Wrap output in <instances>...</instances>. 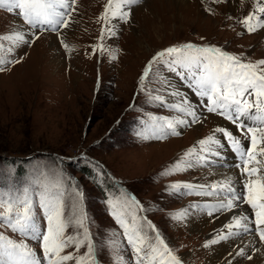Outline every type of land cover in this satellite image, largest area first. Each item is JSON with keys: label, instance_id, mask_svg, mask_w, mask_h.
Here are the masks:
<instances>
[{"label": "rangeland", "instance_id": "obj_1", "mask_svg": "<svg viewBox=\"0 0 264 264\" xmlns=\"http://www.w3.org/2000/svg\"><path fill=\"white\" fill-rule=\"evenodd\" d=\"M187 1L142 0L131 5L127 22L110 21L115 34L109 36L105 28L101 39L105 25L101 16L108 0H75L74 23L68 28L72 30L62 35L68 49L51 31H42L29 45L0 39V60L6 62L5 70L0 71V196L14 197L37 179L54 181L60 175L77 185L83 199L76 210L87 214L96 248L95 264H135V254L111 215L110 199L127 200L145 236L155 241L150 222L182 264L209 262L206 255L211 254L209 239L214 229L209 226L214 220L210 219L200 234H194L198 229L193 231V226L188 228L191 220L203 222L197 214L205 211L191 205H202L206 197L177 195L168 186L205 181L204 172L212 170L209 165L178 172L172 171L173 166L178 162L183 168L185 154L199 152V140L217 135L215 128L225 122L206 113L202 123L178 128L182 135L149 140L148 135H156L154 125L148 131L144 121H158L156 116L171 109L150 97L164 92L160 81L166 80L169 90L181 89L168 79L176 78L179 70L174 74L154 64L151 83L145 81L143 92L139 78L159 51L188 43L219 47L245 62H258L264 59V29L247 33L239 23L253 11L256 0ZM20 22L15 12L0 9V37L14 34L13 28ZM168 100L171 102L170 96ZM167 116L177 115L173 111ZM198 126L206 129L193 132ZM222 159L227 165V157ZM74 191L68 188L69 206L78 199ZM181 210L192 216L178 222L174 217ZM76 231L74 226L67 230ZM0 233L17 241L23 239L6 226H0ZM25 242L41 255L37 241ZM86 251V247L81 248L77 255Z\"/></svg>", "mask_w": 264, "mask_h": 264}, {"label": "snow or ice", "instance_id": "obj_2", "mask_svg": "<svg viewBox=\"0 0 264 264\" xmlns=\"http://www.w3.org/2000/svg\"><path fill=\"white\" fill-rule=\"evenodd\" d=\"M138 2L139 0H108L101 16L105 21L101 29V39L104 38L105 28L109 36L114 35L115 29L109 26V22L112 20L127 22L131 9L124 11V7ZM215 2L227 3L228 0ZM74 3L75 0H71V3L69 0H0V9H6L9 13L15 12L29 31L35 30L31 36L25 31L18 30L0 39L12 41L14 45H29L39 39L42 31H51L57 34L60 45L68 49L69 45L65 43L60 33L74 23L72 19ZM113 6L114 11L109 16L108 11ZM58 8L65 11H59ZM229 18L231 19V16ZM239 23L244 26L247 33L264 29V0H256L253 11ZM99 47L102 48L103 45ZM92 52L93 55L96 54V47H93ZM112 59H115V56ZM15 62L19 63V60ZM5 63L0 60V71L5 70L3 66ZM154 64L159 67L166 66L173 72L177 70V66L188 70L191 74L184 78L189 79L195 87L194 95L206 98V111L223 117L240 133L236 136L223 126L216 127L214 132L220 134L219 137L209 135L206 139H200V153L193 157L190 150L185 154L184 167L181 168V164L177 162L172 171L188 170L197 165L201 167L210 165L213 158L219 160L222 156L219 149L225 146L222 143L224 140L230 149L239 155L241 163L236 167L241 169V175L247 181L242 184L243 191H238L235 182L228 177H222L209 184L178 182L169 185L168 188L177 195L215 198L216 203L191 205L192 209L207 210L209 216L231 213L240 204L250 206L251 215L236 213L230 217V222L224 225L227 234L222 235L220 239H228L241 231H253L259 240L264 242V159H258L264 157V59L258 62H245L242 57L229 54L219 47H199L192 43L182 47H168L159 51L143 69L139 78L141 92L145 91L146 80L151 83L149 78L154 72ZM159 83L164 92L151 96L150 99L161 107L183 113L187 118L174 122L169 117H157L156 120L161 121L154 125L157 139L166 138L169 130L170 134L181 135L177 126L203 122L201 114L196 108L191 107L192 102L186 97H180L176 103L168 100V96L179 97V90H169L166 80ZM242 139L249 140L250 146H243ZM252 162L258 167H250ZM68 188H73L75 190L73 195L78 198L71 206L66 199ZM82 199L83 194L79 187L70 180L66 182L62 175L54 181H48L47 178L37 179L31 188H23L14 197L4 199L0 196V208L3 209L0 211V226H6L12 233L23 238L17 241L0 233V264H68V262L95 264L96 248L87 223V214L76 210ZM132 201L136 208L142 211L139 202L134 198ZM107 204L111 209V215L123 230V237L135 254V264H182L181 259L174 254L150 222L149 227L155 233V241L145 236L142 225L137 221L136 214L128 207L127 200L122 203L110 199L107 200ZM187 217V211L181 210L174 219L182 222ZM249 221L254 228H250ZM73 226L77 231L68 233L67 230ZM28 239L37 241L41 255L25 242ZM211 243L215 244L217 241L212 240ZM85 247L87 251L77 255L80 249ZM68 248H72L73 251H66ZM237 254L245 255L244 249L239 248ZM247 259L251 260L252 256L248 255Z\"/></svg>", "mask_w": 264, "mask_h": 264}, {"label": "bare ground", "instance_id": "obj_3", "mask_svg": "<svg viewBox=\"0 0 264 264\" xmlns=\"http://www.w3.org/2000/svg\"><path fill=\"white\" fill-rule=\"evenodd\" d=\"M180 1L188 2L187 0H180ZM205 1H208V0H205ZM209 1L214 2L215 0H209ZM231 2H232V0H231ZM145 7H146V5H145ZM125 8L126 7H124V9ZM58 10L62 11V12L65 11V9H63V8H60V9L58 8ZM114 21L115 20H112L111 22H114ZM13 30H14V32H16L18 30H22V31L27 32V34L29 35L34 29L29 31L26 28V26L20 22L17 25H15ZM71 30L72 29H63L60 33L61 37L63 34L68 35V33H70ZM49 44L52 47H55V45H54L55 43L53 41L52 42L50 41ZM52 51H54V50H52ZM179 90H180L179 91L180 96L179 97L170 96L171 102L176 103L180 100V97H186L189 101L192 102L191 107L196 108L198 110V112L200 113V109L196 105L195 98L192 95H190L184 88H181ZM181 118L186 119L187 117H185L184 115H182V116L177 115L175 117L173 116L171 119H173L175 122L176 120L181 119ZM223 125L224 124L222 123L219 126H223ZM180 127L181 126H177V128H180ZM203 129H206V128L203 126H198V128H196V130L193 129L194 130L193 132H195V133L197 131L201 132ZM218 136H219V134H218ZM223 144L225 146L223 148L219 149V151L222 153L221 157H227V166H228V168L230 167V169H228V170L224 169L225 170L224 171L222 168H211L212 170H210L206 173L204 172V178L203 179H205V181L200 180L202 182H200L199 184H209L211 182H215L218 179H221L222 177H228L230 180L235 182V188L238 191H240V189L242 188V184L246 183L247 181H246V178L244 176H243V181H237L239 179V177L241 178V176H239L236 171H238V173L241 175V169L232 167L233 165L241 163V161L239 159V155L237 153L236 154L233 153V151L228 146L227 142L224 141ZM230 155H232V158ZM258 159H264V158L259 157ZM241 191H243V188L241 189ZM206 202L216 203V199L215 198H209L208 200H204V203H206ZM199 211H200V209H199ZM204 211H205V214H203L201 212H199L197 214V216L200 219H202L203 222L196 223L193 220H191V224H190V226H188V228L190 230V228L193 226L192 227L193 231L198 229L197 231L194 232V234H200L207 228V225L210 224V222H209V221H211L210 219L214 220L212 223L213 225H210V226L208 225L209 228H211V229L214 228V229L210 235L211 236L210 239L208 238L209 239V245H210L209 248L211 250V254L206 255L208 257L207 260L209 261L207 264H209V263H211V264H264V242H261L259 240L258 235L254 234L253 231H249V232L241 231L238 235H231L229 237V238H231L229 242H227V239H220V237L222 235L227 234V229L224 228V225L227 224L228 222H230V217L236 213H239L241 215H251L252 210H251L250 206H248L246 204H240V206L238 208L233 209V211L231 213H218L215 216H209V215H207V210H204ZM187 214H188V216H192V214L189 212H187ZM248 223H249L250 228H254V225H252L251 221H249ZM205 224H207V225H205ZM194 226H196V227H194ZM201 228L203 230H200ZM212 240H216L217 243H215V244L211 243ZM239 248L244 249L245 255L241 256V255L237 254V251ZM248 255L252 256L251 260L247 259ZM245 260H248L250 262H246Z\"/></svg>", "mask_w": 264, "mask_h": 264}]
</instances>
